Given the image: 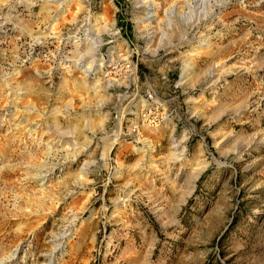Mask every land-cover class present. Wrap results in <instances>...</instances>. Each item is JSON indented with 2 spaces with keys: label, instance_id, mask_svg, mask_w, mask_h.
I'll list each match as a JSON object with an SVG mask.
<instances>
[{
  "label": "rangeland",
  "instance_id": "374dc122",
  "mask_svg": "<svg viewBox=\"0 0 264 264\" xmlns=\"http://www.w3.org/2000/svg\"><path fill=\"white\" fill-rule=\"evenodd\" d=\"M0 264H264V0H0Z\"/></svg>",
  "mask_w": 264,
  "mask_h": 264
},
{
  "label": "bare ground",
  "instance_id": "6f19581e",
  "mask_svg": "<svg viewBox=\"0 0 264 264\" xmlns=\"http://www.w3.org/2000/svg\"><path fill=\"white\" fill-rule=\"evenodd\" d=\"M151 15H154V14H151ZM90 32H92V30L90 31L89 30V28H88V31H87V33H90ZM87 36V35H86ZM92 36V35H91ZM84 45V44H83ZM92 47V46H91ZM79 51L78 50H75L74 52H72L71 54H72V56H75V59H71V57H69V56H71V55H66L67 57L64 59V60H68V61H71L72 63H74V65H75V62H81L82 60H84L86 57H88L87 55H90V56H92V57H94L93 55V53H92V51L91 50H88V48H87V50L85 49L84 51H82V52H80V53H78ZM73 58V57H72ZM79 60V61H78ZM102 60H104V59H102ZM87 61V68L85 69V70H88L89 69V71H91V73H92V70L94 69V68H96V69H99V64H97V62L95 61V59L93 58L92 60H90V61H88V60H86ZM187 63H191V62H188L187 61ZM187 63H185V64H187ZM190 66L188 65H185V67L184 68H189ZM191 69V68H190ZM95 73V72H94ZM179 140H176V142L174 143V144H172L171 145V147L173 148V149H175V151H173L171 154H173V155H178V156H180L181 154H182V150L181 149H178L177 147L179 146V142H178ZM178 142V143H177Z\"/></svg>",
  "mask_w": 264,
  "mask_h": 264
},
{
  "label": "built area",
  "instance_id": "2783aa9c",
  "mask_svg": "<svg viewBox=\"0 0 264 264\" xmlns=\"http://www.w3.org/2000/svg\"><path fill=\"white\" fill-rule=\"evenodd\" d=\"M144 99L145 106L141 107V109L138 111V116H140L141 119H146L147 121L152 122L154 120V116L150 114V106L152 102L151 94L146 92ZM134 128H136V125H133L131 129L134 130Z\"/></svg>",
  "mask_w": 264,
  "mask_h": 264
}]
</instances>
